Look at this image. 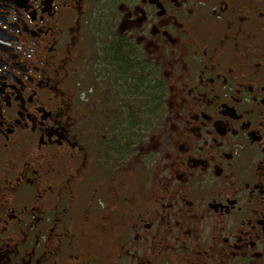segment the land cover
<instances>
[{"label": "flooded vegetation", "instance_id": "af4514ba", "mask_svg": "<svg viewBox=\"0 0 264 264\" xmlns=\"http://www.w3.org/2000/svg\"><path fill=\"white\" fill-rule=\"evenodd\" d=\"M0 264H264V0H0Z\"/></svg>", "mask_w": 264, "mask_h": 264}, {"label": "rangeland", "instance_id": "374dc122", "mask_svg": "<svg viewBox=\"0 0 264 264\" xmlns=\"http://www.w3.org/2000/svg\"><path fill=\"white\" fill-rule=\"evenodd\" d=\"M96 57H100L101 58V56H97V54H96ZM91 76H96V75H98V77L100 76V79L99 78H97V80H99V81H101L102 82V79H101V72L100 71H98L97 69H96V65L94 64V61L92 60L91 61ZM78 75V77L80 78V80H81V86H80V88H81V91H86L87 89H88V87H90L89 86V84L90 83H94V82H92L91 80H90V77H89V73H88V68H85L84 70H81V72L79 71L78 73H77ZM107 89L106 88H104L103 87V89L101 90V87L99 88L98 87V90H97V92H98V94H104V92H107L106 91ZM116 104L115 103H113L112 105H111V107L110 106H108V107H106V106H104L103 104H100L99 105V107L97 108L98 109V111H100V113L101 114H103L104 113V110H102L103 108H106V109H109V107L110 108H114V107H116L115 106ZM95 109V108H94ZM108 111V110H107ZM109 114V111L107 112V115Z\"/></svg>", "mask_w": 264, "mask_h": 264}, {"label": "trees", "instance_id": "16d2710c", "mask_svg": "<svg viewBox=\"0 0 264 264\" xmlns=\"http://www.w3.org/2000/svg\"><path fill=\"white\" fill-rule=\"evenodd\" d=\"M113 73H115L116 74V71L113 69V67H112V64H110L108 67H107V76H108V78L106 77V75L105 74H101V77H102V79H103V81L105 82L104 84H107V83H110L111 85H112V83H113V80H111V78H113V77H115V75H113ZM104 88H106V86H104ZM115 92H116V95L117 96H114L118 101H119V88H117L116 90H115ZM116 106V108L119 106V102L115 105ZM119 109V108H118ZM125 120V119H124ZM134 119H132V118H130V119H126L125 121H128V122H131V121H133ZM113 122V124H114V126H115V124L117 123V121L116 120H114V121H112ZM112 122H110V123H112ZM115 128V127H114ZM125 146H126V144H124ZM129 145H130V143H129Z\"/></svg>", "mask_w": 264, "mask_h": 264}]
</instances>
